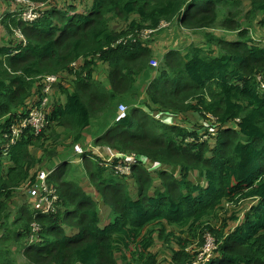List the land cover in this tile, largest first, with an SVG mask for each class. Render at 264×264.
<instances>
[{"label":"trees","instance_id":"16d2710c","mask_svg":"<svg viewBox=\"0 0 264 264\" xmlns=\"http://www.w3.org/2000/svg\"><path fill=\"white\" fill-rule=\"evenodd\" d=\"M28 1L50 4L31 24L12 14L2 21L26 45L0 44V134L40 93L45 76H61L54 94L65 102L55 96L42 134L29 130L0 152V264H19L15 254L23 264H193L207 236L216 248L206 264H264V93L257 81L264 39L249 28L251 20L264 24V0ZM163 22L169 29H160ZM182 28L238 38L208 33L216 50L182 53L140 35ZM99 64L108 68L105 83L97 80ZM121 104L128 109L118 122ZM152 113L208 118L213 142ZM91 128L94 146L165 167L154 177L137 163L125 177L114 170L120 159L108 164L91 150L82 154V171L110 210L105 226L100 205L71 179L59 152L62 138L81 145ZM46 170L59 196L51 214L35 210L24 190ZM19 190L27 197L21 204ZM157 240L169 247L163 260L152 252Z\"/></svg>","mask_w":264,"mask_h":264},{"label":"rangeland","instance_id":"374dc122","mask_svg":"<svg viewBox=\"0 0 264 264\" xmlns=\"http://www.w3.org/2000/svg\"><path fill=\"white\" fill-rule=\"evenodd\" d=\"M18 1L17 0H0V42H1L0 44L3 46H10L11 42L14 44H18V45L21 43L19 37L17 36V33H16L17 31L15 29L13 30L12 33H9L3 27L2 21H3V19L6 18V16H9L11 14L16 15V16L19 15L20 16V17L18 16L19 18H21L24 22L30 23V24L37 20V19L36 20L33 19L34 21H26L29 19L30 14L38 17L37 10L35 7L29 8L26 4L21 3L22 2L21 0H18ZM245 11H247V8L244 9V13H245ZM251 21H253V22H251L252 27H249V28H250V35L252 36V38L253 37L256 38L255 33L259 32V35L264 39V24H262L260 22V19L251 20ZM117 24H118L117 28H120V26L122 25L121 23H117ZM167 28L169 29V27H167ZM208 33L215 34L216 36H218L220 38H225V39H233V38L237 39L238 38L237 35H235V33L224 32L220 29H217L216 31H212V32H210V31L194 32V31H190V30L182 28L181 30L176 29L172 32L167 31L165 34L161 33L158 36L155 35L154 38L151 37L150 39H146V40H154L156 42H163L164 40H166L168 42L167 46L170 48V50L172 49V50L182 52V53H186V50L188 48H191L192 46L199 47V48H202L205 50H208L210 48H212L213 50H216V47L213 44H211L209 42L208 37L205 36V34H208ZM262 43H263V41H262ZM167 46H166V48H167ZM262 46H264V43L262 44ZM83 63H84L83 60L81 62H79L78 67L80 65H82ZM160 68H162V62L158 61V66L155 67L154 69H160ZM96 72H97V77H98L97 80L99 82L101 81V82L105 83L107 78H108V68L106 66L99 64V66L96 69ZM55 96H57V98H59L62 103L65 102V98L59 94L58 90L54 94L53 98H55ZM125 106L127 107V105H125ZM127 109H128V107H127ZM153 114L154 113H152V115ZM154 115L157 118L162 119V121H164L165 123H168V124H172L174 122V119L180 120V121H178L180 124L185 125L190 130L193 129V130L198 131L200 139L203 141H211L210 137L214 136L216 134L215 133L216 132L215 131L216 130L215 123L213 121L209 120L208 118H204V117H201L199 115L187 114V115L181 116L179 118L178 117L176 118V116L171 115V114H167V115L154 114ZM117 116H118V113H117ZM117 116H116V118H117ZM176 120H175V122H176ZM211 142H213V140ZM59 144H62L61 147L65 148V150L62 148L64 150L63 157L67 158V160L70 162V164H69L70 168L72 170H74L71 179L74 182L80 184L82 186V188L84 189V191L87 193H90L93 196V198L96 200V202L100 205L102 225L105 226V225L109 224V221H110V218H109L110 210H109V208L105 207L101 198L98 196V191H97L96 187L90 182V180L85 176V174L82 171V160H81L82 154L81 155L78 154L75 151L76 146L71 145V143L67 142L66 140L59 141ZM79 146L83 149L84 153L87 150H89V148H90L93 155L99 156V157L103 158L105 161L109 160V162L112 163L115 159H120V163H124V164L129 163L128 157L130 156V154L122 155L121 157H119L120 155L112 153L110 151V149L107 147H106L107 153H105L104 151L102 153L101 151H97L98 149L95 148L93 143L89 144L88 146L83 145V144H81ZM137 163H140L141 165L143 164L144 168L151 171L150 174H152V176H154V177H156L158 171L164 170V168H165L159 164L149 163L146 161V159L139 158V157H138L136 163H134V164H137ZM134 164H132V165H134ZM8 165H9V162L6 161L5 166H8ZM132 165L127 166L129 168V170H127L125 168L124 174L117 172L116 169H115V172L117 174H120V176L129 177L132 174ZM44 167L47 168L46 166H44ZM197 179H198V177L196 175L192 176L193 181L197 182ZM157 185H160V183L158 182ZM129 188L132 191H135V185L132 182H129ZM26 195H27V192H26ZM15 198H16L15 200L17 201L18 204H21L22 202L27 200V197L23 194V191H20V190H19V192ZM250 205H251V203L245 204L243 207V210L240 207V209L242 211L241 216H243L244 210L247 207H250ZM233 210H235V209L233 208ZM206 245H207V241H206ZM206 245L204 247H201V248L193 246L194 251L196 252L197 248H198V251L200 253V255L198 256V259L200 256H204V258L206 257V255H207L206 254L207 253ZM154 246H155V248L152 249V252L156 254L157 251L159 250L160 259L163 260L165 258V255H166L165 250H169V247L166 246L165 244H163L161 241H158V240L156 241V244ZM193 248H192V251H193ZM209 250H211L210 244H208V251ZM14 256H15V258L19 264H23L21 255L15 254ZM207 260L208 259H205L202 262V264H206Z\"/></svg>","mask_w":264,"mask_h":264},{"label":"built area","instance_id":"2783aa9c","mask_svg":"<svg viewBox=\"0 0 264 264\" xmlns=\"http://www.w3.org/2000/svg\"><path fill=\"white\" fill-rule=\"evenodd\" d=\"M21 1H22L21 3L26 4L29 8L35 7L37 10L38 17L30 14L29 19L28 20L25 19L26 21H34L40 18L43 12L49 7V4H50V3L36 4L28 0H21ZM167 27H170V24L163 22L161 24L160 29L167 28ZM16 33L20 39V42L23 43L25 46L26 39L24 35L20 31H17ZM153 33H154L153 30H147V31L140 33V35L144 40H146V39H150ZM79 62L73 63L71 68L74 70H77L81 66L80 65L78 67ZM151 66L153 68L157 67L158 60H153L151 62ZM60 81H61V76L59 75H50V76H45L43 78L41 82L42 89L40 93L33 99L32 102L29 103V106L23 108L17 114L16 118H14V121L8 127V129L5 130V132L4 131L1 132L0 152H3L6 154L8 152V149L11 146H14L17 143H19V141L22 140L26 132L29 130H31L32 133L37 137L47 129L50 123L49 116L54 106V103H53L54 91L59 86ZM257 81L260 85L261 92L264 93V76L259 75L257 77ZM126 115H127V107L125 105H120L118 108V116H117L116 121L119 122L123 120L126 117ZM75 151L80 155L84 154L83 149L79 145H76ZM118 155H120L119 157H121L124 154H118ZM139 158H142V157H139ZM128 159H129L128 164L120 163L118 164L117 167L114 168V170L116 169L117 172L124 174L125 168L129 170L127 166H130L136 163L138 156L134 154H130ZM107 163L110 164L111 162H109L108 160ZM51 174L52 172H49V171L41 172L36 180V183L32 187L24 189L25 192H27V196L29 200L32 201V206L34 207V209L37 211H41L42 214H51L55 212L57 205L59 203V196L57 194V190L55 186L49 182V177L51 176ZM37 230H39L38 227H36L35 231ZM208 244L211 245V250L209 251H208ZM215 248L216 247L211 237H207L206 257L204 258V256H200L199 259H197L193 264H202V262L205 259H208L207 260L208 262L213 256L212 251H214Z\"/></svg>","mask_w":264,"mask_h":264},{"label":"crops","instance_id":"0c3cea01","mask_svg":"<svg viewBox=\"0 0 264 264\" xmlns=\"http://www.w3.org/2000/svg\"><path fill=\"white\" fill-rule=\"evenodd\" d=\"M56 90V89H55ZM53 103H54V98H53ZM121 105H125V104H121ZM119 108V107H118ZM117 113H118V111H117ZM117 119V118H116ZM96 133H95V131H94V128H91V130H90V132H86L85 133V135H84V139H83V141H82V143L81 144H83V145H89V144H92L93 143V145H94V141H95V139H96ZM62 140H64L63 138L60 140V141H62ZM80 145V144H79ZM95 148H97L98 150L97 151H101L102 153H103V151L105 152V153H107V151H106V147H96L95 146ZM63 149L65 150V148L63 147ZM59 150V152H62V154L64 153V150ZM90 150V149H89Z\"/></svg>","mask_w":264,"mask_h":264}]
</instances>
